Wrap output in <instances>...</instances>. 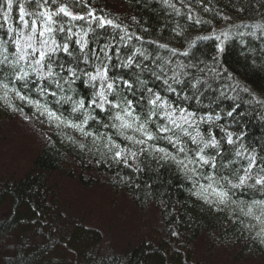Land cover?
<instances>
[{
	"label": "trees",
	"instance_id": "trees-1",
	"mask_svg": "<svg viewBox=\"0 0 264 264\" xmlns=\"http://www.w3.org/2000/svg\"><path fill=\"white\" fill-rule=\"evenodd\" d=\"M13 118L41 137L0 176V264H264V0H0Z\"/></svg>",
	"mask_w": 264,
	"mask_h": 264
},
{
	"label": "rangeland",
	"instance_id": "rangeland-1",
	"mask_svg": "<svg viewBox=\"0 0 264 264\" xmlns=\"http://www.w3.org/2000/svg\"><path fill=\"white\" fill-rule=\"evenodd\" d=\"M24 119L18 118L15 120H8L4 121L3 124L1 122L0 127V176H5L9 181H16L19 178H21L25 173H27L31 164L30 156L28 154L29 151H35V144L34 141H31L29 138V135H31L29 132H32V136L38 135L39 131L36 130V127H34L31 124H28L30 126V129L28 131H22L20 129V132L15 129V124L17 127H24L26 128ZM23 124H21V123ZM41 131L43 130L41 125H36ZM5 131V132H4ZM15 132V133H14ZM12 134V135H11ZM40 138L41 136L38 135ZM32 142L34 144L33 147H31V144L26 148V144ZM5 147L2 149V146ZM15 155V156H12ZM7 159V160H5ZM19 164L21 165L20 169L18 168ZM75 179V178H74ZM73 179V180H74ZM53 180V179H52ZM53 182L58 184V187L61 188L60 195L65 196V201L68 202V205H73L76 208L83 209L84 206L82 205V200L88 198L90 195L92 188L85 187L83 185L78 184L77 182L72 181L71 184V190L66 186V184H69L68 181H62L60 180H53ZM64 182V184L62 183ZM54 183V186L56 184ZM98 196H94L95 199H99L97 205H98V213L101 214L104 213L108 207L109 202L116 205V197L113 195H110L107 199L104 195V191L102 189L97 190ZM112 199V200H111ZM121 200L122 198H118ZM111 200V201H110ZM77 201H79V204H77ZM108 202V203H106ZM129 217H131V213L128 214ZM148 216H144L143 220L148 219ZM107 226H112L109 223L106 224ZM110 229V228H109ZM111 234L115 235L116 231L115 229L111 230ZM106 240V239H105ZM4 248V243L0 242V255H2V249ZM68 259L66 261H71L73 259V256L70 254L67 256Z\"/></svg>",
	"mask_w": 264,
	"mask_h": 264
},
{
	"label": "snow or ice",
	"instance_id": "snow-or-ice-1",
	"mask_svg": "<svg viewBox=\"0 0 264 264\" xmlns=\"http://www.w3.org/2000/svg\"><path fill=\"white\" fill-rule=\"evenodd\" d=\"M7 8H8L9 10H11V8H12V0H7ZM20 11H21V20H23V11H24V10H23V7H21ZM60 11H61V12H64L65 9L62 7V8H60ZM5 18H7V13H5ZM107 23H111V21H108ZM81 47H83V45H81ZM65 50H67V45H65ZM41 55H43V53H41ZM108 87L111 88L112 85L109 84ZM50 115H51V114H50ZM116 155H117V156H120V153L117 152ZM201 159H204V158L201 157ZM205 162H207V161H205ZM260 182H261V181H257V183H260ZM241 183H243V178H241Z\"/></svg>",
	"mask_w": 264,
	"mask_h": 264
},
{
	"label": "bare ground",
	"instance_id": "bare-ground-1",
	"mask_svg": "<svg viewBox=\"0 0 264 264\" xmlns=\"http://www.w3.org/2000/svg\"><path fill=\"white\" fill-rule=\"evenodd\" d=\"M48 95H50V92H48ZM18 128H20V127H17L15 129H18ZM17 132H20V131H17ZM12 156H15V155H12ZM94 200H95L94 198L90 197V198L83 199L82 201H83L84 204H88V203H90L91 201H94ZM69 262H68V264H69Z\"/></svg>",
	"mask_w": 264,
	"mask_h": 264
}]
</instances>
